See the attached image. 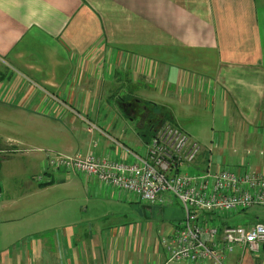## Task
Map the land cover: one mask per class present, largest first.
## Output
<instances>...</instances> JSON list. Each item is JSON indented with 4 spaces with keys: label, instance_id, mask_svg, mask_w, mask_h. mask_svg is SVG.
Listing matches in <instances>:
<instances>
[{
    "label": "crops",
    "instance_id": "1",
    "mask_svg": "<svg viewBox=\"0 0 264 264\" xmlns=\"http://www.w3.org/2000/svg\"><path fill=\"white\" fill-rule=\"evenodd\" d=\"M147 83L167 98L142 99L177 124L172 116L181 101L202 104L208 96L210 108L225 110V146L247 150L251 166L264 172V0H0V92L40 94L63 116L67 143H49L47 150L133 161L112 139L143 154L138 148L146 150L147 141L136 128L145 123L112 108L118 93L110 84L120 91ZM85 118L99 129L89 131ZM42 153L22 182L38 198L20 209L49 208L58 191L73 203L47 210L23 237L0 225V264H191L169 260L160 242L173 225L156 227L149 215L145 223L132 221L121 210L139 200L95 176L63 167L44 173ZM252 154L259 155L255 164ZM4 184L0 176V223L9 221V201L21 194H4ZM139 202L152 212L156 207ZM239 258L237 250L230 263ZM244 264L264 261L247 254Z\"/></svg>",
    "mask_w": 264,
    "mask_h": 264
},
{
    "label": "built area",
    "instance_id": "2",
    "mask_svg": "<svg viewBox=\"0 0 264 264\" xmlns=\"http://www.w3.org/2000/svg\"><path fill=\"white\" fill-rule=\"evenodd\" d=\"M84 120L89 131L99 129L91 120ZM112 140L134 160L45 150L42 169L45 173L63 167L95 176L105 186L150 205L167 207L179 200L185 216L160 241L171 261L229 264L237 250V264H244L247 253L262 256L264 261V222L229 225L224 217V212L264 206V172L254 169L249 159L245 158L237 170L215 168L209 149L210 157L198 162L202 147L179 124L170 121L155 128L143 154ZM192 166H198L197 173L182 171ZM43 177L36 179L43 182Z\"/></svg>",
    "mask_w": 264,
    "mask_h": 264
},
{
    "label": "rangeland",
    "instance_id": "3",
    "mask_svg": "<svg viewBox=\"0 0 264 264\" xmlns=\"http://www.w3.org/2000/svg\"><path fill=\"white\" fill-rule=\"evenodd\" d=\"M149 83L143 84L142 90L136 88L139 87V84H136V87L131 84L127 90L120 88V91L116 89L118 87L117 84H110V90L115 89L118 93L112 95L110 100L112 108H119L120 111L122 108L125 112L124 115L128 118L132 115L137 116L138 121H135L137 124L138 122L140 123V120H144L145 124L138 125L137 130L139 127L146 128L149 126L158 128L165 122L167 117L162 107H150L148 102L142 99L146 95L149 100L161 104V100L167 98L163 95V91L160 94V88H157L156 91H151L149 88L153 87V84L150 85ZM207 98V101L202 100V104L187 101V99L181 101L180 106L176 108L175 116L172 117H175L179 125L202 147L201 157L198 162L209 158L210 152L208 149H211L212 163L215 168H239L245 160L247 150H240V148L236 147L229 149L228 145L225 146L224 140L228 132L225 110L218 107L215 108V104L214 109L210 108L212 103L209 102L208 96ZM39 102H42V105H46L47 108L44 109L42 106L37 108L36 104ZM51 106L52 103L47 98H42L40 94L38 96L35 95L34 98L33 96L31 98H22L14 95L6 96V94L0 92V162L2 161L0 176H2L5 183L4 194H7L8 191L13 193L18 190L21 193L15 201H9L10 205L8 204L6 209L9 221L1 222L0 225L1 229L16 237H23L29 230H32L33 227L28 228V226L35 220L43 219L47 210L59 212L65 205L73 203V200L61 195L58 191L51 198L49 208L40 206L31 211L20 209L23 204L31 203L38 198L37 196H30L32 192L24 189L26 186L22 183L23 178L32 176L34 173L36 167L32 160L35 154L47 150L48 148L45 147L50 145L49 143H55L53 145H61L62 147L67 143L66 141H61V129L66 130L64 118L63 116H59V118L56 113L52 112L53 109L49 110ZM106 109L107 107L104 105L102 111L104 112ZM132 110L134 111L133 114L131 113ZM212 137H214L213 143ZM220 148L225 149V151L219 153ZM138 151L145 153L143 144L140 149L138 148ZM253 151L255 153V150ZM253 151H250L249 158H251ZM261 154L263 155V153ZM42 155L44 154L42 153ZM221 157L225 158L226 162L218 161ZM252 158V162L255 164L257 163L255 159L259 158V155L252 154ZM197 167H184L182 171L194 174L198 172ZM203 167L205 168L206 166ZM39 175L37 174V176ZM36 182L38 183L37 179ZM123 205L124 208L121 213L128 215L132 221L145 223V215H149L153 218V224L156 227L175 225L185 216L183 206L179 200H176L172 206L152 207L153 212L145 208L139 201H136L135 204L127 203ZM224 217L229 225L245 226L252 225L255 221L264 222V206L255 205L245 210L224 212ZM60 220L62 219L58 218V221ZM22 225L27 227L25 229L27 232L24 234ZM61 229L63 228L61 227ZM157 234L159 235L160 232ZM229 264H231L230 261Z\"/></svg>",
    "mask_w": 264,
    "mask_h": 264
},
{
    "label": "trees",
    "instance_id": "4",
    "mask_svg": "<svg viewBox=\"0 0 264 264\" xmlns=\"http://www.w3.org/2000/svg\"><path fill=\"white\" fill-rule=\"evenodd\" d=\"M149 105V104H148ZM151 107V106H150ZM157 107H160V106H157ZM161 114V113H160ZM165 115H167L165 121H170V122H174L172 119H171V115L170 114H166L164 113ZM164 122V120H163ZM175 123V122H174ZM177 124V123H176ZM155 128L154 126H149V127H146V128H142L143 131L141 132L144 136H145V140L147 142L150 141V139L152 138L153 134H154V131H155ZM1 166H2V161L0 162V169H1ZM46 183L44 184H41V185H45ZM0 193H1V186H0Z\"/></svg>",
    "mask_w": 264,
    "mask_h": 264
},
{
    "label": "bare ground",
    "instance_id": "5",
    "mask_svg": "<svg viewBox=\"0 0 264 264\" xmlns=\"http://www.w3.org/2000/svg\"><path fill=\"white\" fill-rule=\"evenodd\" d=\"M168 121V120H167Z\"/></svg>",
    "mask_w": 264,
    "mask_h": 264
}]
</instances>
